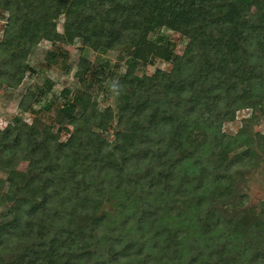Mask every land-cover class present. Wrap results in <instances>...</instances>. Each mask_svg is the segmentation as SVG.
Wrapping results in <instances>:
<instances>
[{"label":"trees","instance_id":"1","mask_svg":"<svg viewBox=\"0 0 264 264\" xmlns=\"http://www.w3.org/2000/svg\"><path fill=\"white\" fill-rule=\"evenodd\" d=\"M54 1L62 34L49 8L26 19V0H0L4 44L15 49L8 58L0 52V82L15 86L28 69L13 39L125 45L142 61L146 36L159 27L187 41L181 55L161 48L169 71L116 78L112 90L124 102L110 148L111 112L83 91L61 105L71 125L63 141L48 123L15 119L0 129L12 197L0 211V264H264V226L257 234L233 227L204 197L221 194L225 174L244 158L233 153L240 138L221 124L238 109L264 108V8L250 0Z\"/></svg>","mask_w":264,"mask_h":264},{"label":"rangeland","instance_id":"2","mask_svg":"<svg viewBox=\"0 0 264 264\" xmlns=\"http://www.w3.org/2000/svg\"><path fill=\"white\" fill-rule=\"evenodd\" d=\"M250 2L253 7L264 8V0ZM28 5H31L26 9L29 12H22L27 13L26 19L38 18L42 9L49 8L50 23L54 25L55 32L62 34L64 16L62 12L53 10L54 0H26V5L21 9ZM18 6L17 3L15 7L21 18ZM7 17V10L0 6V52H3L2 56L5 58L15 50L13 46L4 44ZM13 41L19 43L15 52L18 60L26 63L28 69L15 86L0 82V129L13 124L15 119L26 124L33 122L38 128L48 123L53 136L63 141L71 125L65 121L60 111L61 105L66 100H71L76 92L83 91L95 103L97 110L108 107L111 112L110 123L104 134L110 148L113 144L112 132L118 128V109L124 102L112 90L116 78L123 73L142 76L150 75L156 69L169 71L171 62L160 57L161 48L167 46L173 55H181L187 39L165 26L159 27L146 36L144 61L133 59L129 55L130 48L125 45L93 50L77 38L71 42H52L42 38L26 42ZM103 65H106L105 69ZM37 90L41 93L35 95ZM22 107H27L28 110L23 111ZM73 112L80 114L77 109ZM119 129L126 133L131 130L126 124ZM221 131L240 138L239 146L233 153H244V158L239 165L231 166L225 174L221 181V194L217 197L204 196L205 207L224 212L225 218L231 219L233 227L257 234L264 226V108L245 107L236 110L231 120L221 124ZM245 136L249 141L248 145L242 142ZM115 156L118 157L116 154ZM25 165L26 161L20 160L16 168L21 171ZM6 177V171L0 167V211H5L12 199L6 190ZM181 203L182 200L177 201L178 206Z\"/></svg>","mask_w":264,"mask_h":264}]
</instances>
